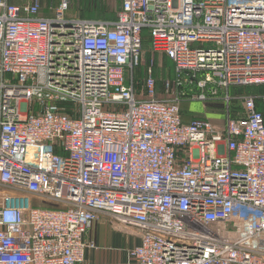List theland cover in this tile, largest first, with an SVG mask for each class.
<instances>
[{
    "label": "built area",
    "instance_id": "2783aa9c",
    "mask_svg": "<svg viewBox=\"0 0 264 264\" xmlns=\"http://www.w3.org/2000/svg\"><path fill=\"white\" fill-rule=\"evenodd\" d=\"M66 8L0 0V264L82 262L100 213L140 240L106 264H264V95L228 94L264 84V0H122L113 20ZM197 44L221 63L201 66ZM146 51L170 59V77ZM217 87L223 127L186 120L182 103ZM13 193L61 208L23 216L2 203Z\"/></svg>",
    "mask_w": 264,
    "mask_h": 264
},
{
    "label": "crops",
    "instance_id": "0c3cea01",
    "mask_svg": "<svg viewBox=\"0 0 264 264\" xmlns=\"http://www.w3.org/2000/svg\"><path fill=\"white\" fill-rule=\"evenodd\" d=\"M10 3H30L33 0H8ZM39 3L38 14L42 16H53L54 9L60 0H37ZM67 8L63 12L67 18H91L102 20H113L116 18L118 11L122 8V0H65ZM199 53L207 51V57H211L209 62H204L201 66H217L221 63L220 50L210 44H197ZM212 50L218 53L214 55ZM236 109V108H235ZM242 111L236 112L241 115ZM27 195H9L2 203L14 204L19 206L21 214L26 215L28 207L24 203ZM38 198V197H37ZM41 199V198H40ZM45 200V199H42ZM41 201L33 207L44 209H60L61 206L52 201ZM112 218L107 213H100L97 220L92 224L88 233V240L94 242L93 246H87L85 249L84 259L77 264H106V263H127L130 257L127 249L136 246L139 238L118 232L114 229L111 222Z\"/></svg>",
    "mask_w": 264,
    "mask_h": 264
},
{
    "label": "rangeland",
    "instance_id": "374dc122",
    "mask_svg": "<svg viewBox=\"0 0 264 264\" xmlns=\"http://www.w3.org/2000/svg\"><path fill=\"white\" fill-rule=\"evenodd\" d=\"M214 55L218 56V53L215 50H212ZM207 51H201L199 55V63L200 65H204V62H209L211 57H207ZM141 63L146 64H153L154 68L156 69V73L162 78L166 79L170 77L173 71V65L170 59L162 53H152L150 51H146L143 56L141 57ZM206 77V71H201L199 74V79L203 80ZM158 88L164 87L163 85H158ZM220 91L213 97H209L206 101L205 100H187L184 101L181 105L182 114L186 120H199V119H208L210 120L215 127H223L225 113H226V105L223 97L227 94L226 91L220 87H217ZM256 94L261 95L264 93V84H253V85H245V86H238L232 87L228 90V94ZM48 96L45 101L56 103L61 109L68 110L71 114H75L77 110V105L73 102L68 100V97L59 92H49ZM264 95V94H263ZM259 107L263 110L264 114V99H259ZM232 107H236L237 112L243 111L241 106V102L239 100H234L232 102ZM8 195H17L15 193L8 194ZM27 198L24 199V203L28 207H33L41 201L46 202L36 196H32L31 194H26Z\"/></svg>",
    "mask_w": 264,
    "mask_h": 264
},
{
    "label": "trees",
    "instance_id": "16d2710c",
    "mask_svg": "<svg viewBox=\"0 0 264 264\" xmlns=\"http://www.w3.org/2000/svg\"><path fill=\"white\" fill-rule=\"evenodd\" d=\"M263 94H264V93H262L261 95H263ZM259 101H260V100H257V101H256L257 108L263 112V110L261 109V107H259V103H258ZM235 108H236V107H232V114H233V116H236V117L242 116V115H243V111H242L241 115H240V114H236L237 110H236ZM60 110H61V111H66V112H68V110H66V109H61V108H60Z\"/></svg>",
    "mask_w": 264,
    "mask_h": 264
}]
</instances>
